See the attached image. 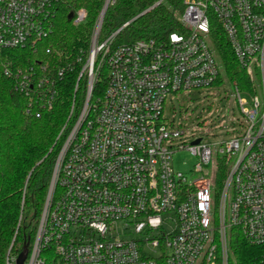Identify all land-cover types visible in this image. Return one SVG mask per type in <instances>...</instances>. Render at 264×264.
Segmentation results:
<instances>
[{
    "label": "built area",
    "instance_id": "obj_1",
    "mask_svg": "<svg viewBox=\"0 0 264 264\" xmlns=\"http://www.w3.org/2000/svg\"><path fill=\"white\" fill-rule=\"evenodd\" d=\"M63 1L0 0V53L37 52ZM183 2L182 29L162 38L116 45L120 28L99 41V20L83 68L85 100L59 134L65 138L24 264H231L233 229L264 243V0ZM86 16L79 9L74 22ZM214 22L263 92L242 97L234 86L241 120L220 141L193 137L165 113L176 94L216 86L221 74L207 41ZM102 68L107 84L94 96ZM3 72L29 109L53 106L57 85L47 64L9 59ZM182 149L196 157L194 177L174 168ZM15 237L5 264H17L24 248L15 250Z\"/></svg>",
    "mask_w": 264,
    "mask_h": 264
},
{
    "label": "trees",
    "instance_id": "obj_2",
    "mask_svg": "<svg viewBox=\"0 0 264 264\" xmlns=\"http://www.w3.org/2000/svg\"><path fill=\"white\" fill-rule=\"evenodd\" d=\"M183 1L109 0L99 41L120 28L114 40L116 45L142 38H162L178 31L182 29ZM106 2L65 0L57 5L52 31L37 52L11 49L0 53V264H5L16 231L15 250L33 240L65 138V134L60 137L59 134L64 126H70L85 100L88 77L83 68ZM79 9H85L87 16L83 22L75 23ZM126 22L129 24L123 27ZM211 39L231 83L244 92L255 89L254 80L237 60L218 22L212 26ZM9 59L16 65L29 62L48 65L57 85L51 108L32 105L33 109H29L28 98L15 89L13 79L4 75L3 67ZM107 79L108 71L102 68L94 84V96L103 94ZM223 81L220 76L216 84ZM230 249L231 264H264V243H252L236 229L230 234Z\"/></svg>",
    "mask_w": 264,
    "mask_h": 264
},
{
    "label": "rangeland",
    "instance_id": "obj_3",
    "mask_svg": "<svg viewBox=\"0 0 264 264\" xmlns=\"http://www.w3.org/2000/svg\"><path fill=\"white\" fill-rule=\"evenodd\" d=\"M207 41L209 47L214 50V56L224 81L208 88L209 90L202 89L201 91L176 94L173 102H167L165 113L170 117H174L176 122L182 121L184 127L189 129L193 137L204 136L213 141H220L232 134L231 130L233 131L236 125L233 122L236 119L241 120V111L234 96L235 87L226 76L221 56L213 41L211 39ZM255 86L257 95L262 99L263 92L258 76L255 77ZM242 97L250 98L245 92L242 93ZM212 133L216 134L212 135ZM188 140H191V138H188ZM195 163L196 157L187 149L178 150L173 155L174 168L184 172L188 177H194L191 171ZM214 168L215 163L209 166L211 174H213ZM233 196L234 193L231 190L229 203ZM53 258L54 255H48V259Z\"/></svg>",
    "mask_w": 264,
    "mask_h": 264
},
{
    "label": "water",
    "instance_id": "obj_4",
    "mask_svg": "<svg viewBox=\"0 0 264 264\" xmlns=\"http://www.w3.org/2000/svg\"><path fill=\"white\" fill-rule=\"evenodd\" d=\"M108 3H109V0H107L106 5H105V7H104V9H103V11H102L101 19H100V23H102V19H103V16H104L105 10H106V8H107V6H108ZM69 18H70V19L73 18V14H70V15H69ZM199 142H200V139H197V140L195 141V143H199ZM27 254H28V245L25 244V245H24V248H23V250H22V252L19 254V256H18V258H17V264H24V262H25V260H26V257H27Z\"/></svg>",
    "mask_w": 264,
    "mask_h": 264
}]
</instances>
